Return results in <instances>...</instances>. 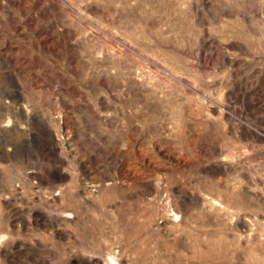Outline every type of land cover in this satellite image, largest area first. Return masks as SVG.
<instances>
[{"label":"rangeland","instance_id":"1","mask_svg":"<svg viewBox=\"0 0 264 264\" xmlns=\"http://www.w3.org/2000/svg\"><path fill=\"white\" fill-rule=\"evenodd\" d=\"M0 264H264V0H0Z\"/></svg>","mask_w":264,"mask_h":264}]
</instances>
